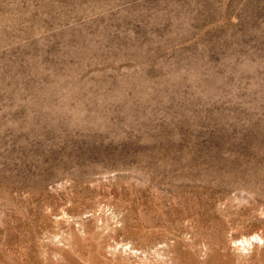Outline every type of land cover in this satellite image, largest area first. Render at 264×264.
Returning a JSON list of instances; mask_svg holds the SVG:
<instances>
[{"label":"rangeland","instance_id":"rangeland-1","mask_svg":"<svg viewBox=\"0 0 264 264\" xmlns=\"http://www.w3.org/2000/svg\"><path fill=\"white\" fill-rule=\"evenodd\" d=\"M0 264H264V0H0Z\"/></svg>","mask_w":264,"mask_h":264},{"label":"bare ground","instance_id":"bare-ground-1","mask_svg":"<svg viewBox=\"0 0 264 264\" xmlns=\"http://www.w3.org/2000/svg\"><path fill=\"white\" fill-rule=\"evenodd\" d=\"M255 236H256V235H254V234H253V235L251 236V237H252V239H253ZM246 239H247V238H245V240H246Z\"/></svg>","mask_w":264,"mask_h":264}]
</instances>
